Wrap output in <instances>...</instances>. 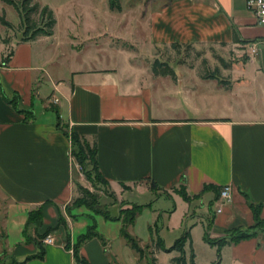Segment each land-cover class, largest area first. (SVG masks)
I'll return each mask as SVG.
<instances>
[{"label":"crops","instance_id":"crops-1","mask_svg":"<svg viewBox=\"0 0 264 264\" xmlns=\"http://www.w3.org/2000/svg\"><path fill=\"white\" fill-rule=\"evenodd\" d=\"M138 22L145 26L150 51L173 43L213 44L242 49L245 62L234 67L232 86L225 87L183 64L170 63L177 80L154 74L152 64L134 63V57L126 65H108L102 44L76 48L70 36L61 46L55 28L52 35L16 44L3 41L1 33L2 57L14 47L7 64L0 60V260L77 264L73 244L94 222L99 236L80 247L90 264H125L124 252L132 249L122 235V220L106 219L84 206L71 210L74 218L68 214L76 185L83 182L76 173L72 139L61 126L97 143L102 175L114 188L129 186L119 191L128 206L139 204L137 194L155 192L149 187L153 181L158 196L175 203L170 216L181 200L183 220L196 218L186 226L191 236L200 224L212 240L252 226V203L261 206L264 218V46L250 51L252 42L264 40V25L247 0L152 4ZM90 38L85 42L95 37ZM4 94L17 95L19 108L32 110L34 118L26 119ZM207 184L230 185L231 201L224 202L216 188L205 190ZM179 186L186 187L191 201L173 191ZM205 204L212 208L209 221L202 212ZM38 208L42 221L27 226V239L29 212ZM134 225L128 231L138 236ZM47 231L52 243L40 239ZM68 234L71 248L65 245ZM226 249L231 264H264V233L224 246L222 255Z\"/></svg>","mask_w":264,"mask_h":264},{"label":"rangeland","instance_id":"rangeland-1","mask_svg":"<svg viewBox=\"0 0 264 264\" xmlns=\"http://www.w3.org/2000/svg\"><path fill=\"white\" fill-rule=\"evenodd\" d=\"M173 0H121L122 9L111 10L108 0H33V3H38L40 6L48 5L55 14L57 23L55 25L56 38L61 46H65V43L70 38H74L70 42L74 44V47H83L86 44H102L105 51L104 61L106 64H118L126 65V62L130 57L133 58V62L148 66L153 64L156 58L169 61L171 64L179 65L183 64L187 68L194 69L196 76H203L208 72H213L218 68L220 75L227 82L222 83L219 80L218 84L225 87L232 86L233 73L235 66H240L245 62L246 53L239 51L237 48L224 47L221 45L213 44H184L176 49L171 46H162L154 51H150V47L145 43L146 29L144 25L137 24L139 20L145 18L147 10L152 4H167ZM0 15H4L5 18L12 23L11 27H7L0 22V34L4 37L3 41L11 39L12 43L16 44L21 41L24 36V25L22 18L18 11L11 5L0 0ZM33 19L40 25L39 14H33ZM143 21V20H142ZM139 23V22H138ZM144 24V23H142ZM95 37L94 40L85 39ZM135 38L136 40H132ZM91 39V38H90ZM3 41L0 40V60L4 51ZM10 41V42H11ZM121 47L126 50H118L112 47ZM14 46L11 45L8 48L7 56L10 54ZM89 48L88 50H91ZM152 53V55H151ZM157 55L156 57L154 56ZM5 56L2 57V61L5 60ZM177 80V78L175 79ZM52 102V108H56ZM244 107V106H243ZM255 107V105L253 106ZM51 115L56 116L55 110H50ZM78 166L76 173L82 178V182L76 185V198L88 197L87 192L94 195V199L91 201L92 205L97 209L104 212H108L110 215H118L121 208H126L128 204L120 195V190L129 188V186H117L113 187L111 183L105 184L97 182L96 185L90 182L82 173V167L77 162ZM90 168V166H87ZM131 187V186H130ZM153 191H146L143 194H137L135 201L139 204H150L151 206L145 207L138 215L136 223L134 225V234L131 235L135 238L140 253H136L132 249L128 248L124 252L125 264H153V258L156 251H159L156 255L157 259L154 264H177L173 258L179 256L180 253L177 250H164L154 249L153 244L150 243L152 236L150 233V226H153L154 237L156 235V227H158V233L163 239L167 249H169L177 238H179L186 226H190L196 218H188L183 220V213L185 206L181 200H178V208L173 216L169 215L168 210H172L175 207L173 200L158 196L159 190L152 188ZM86 191V193L84 192ZM175 192H181L182 187L174 188ZM74 199V200H75ZM73 202V201H72ZM4 199L0 193V219L3 216ZM132 205V204H131ZM87 210H91L88 206L82 205ZM78 208V207H74ZM73 208V209H74ZM194 209V207H193ZM204 213L207 214L208 221L212 217V208L208 204H205L202 208ZM161 212L162 215H159ZM200 212V211H199ZM193 213L190 212V215ZM206 224V223H205ZM128 230V229H127ZM205 227L199 225L193 229L192 232V247L196 254V264H231L229 249L224 251L223 255L219 256L217 248L210 244L205 238ZM142 238L146 243L141 241ZM212 239V237H211ZM187 263L191 264L190 260V243H187ZM136 256V257H135ZM223 256V260H222Z\"/></svg>","mask_w":264,"mask_h":264},{"label":"trees","instance_id":"trees-1","mask_svg":"<svg viewBox=\"0 0 264 264\" xmlns=\"http://www.w3.org/2000/svg\"><path fill=\"white\" fill-rule=\"evenodd\" d=\"M5 3L13 6L18 13L20 14L22 18V22L24 25V36L21 38V41H28L35 39L36 37L40 35H52L54 34V28L56 25V17L54 14V11L48 6H40L38 3H33V0H2ZM109 1V7L111 10H121L122 9V4L121 0H108ZM33 14H39L40 16V22L41 24L39 25L36 20L33 19L32 15ZM0 22L7 26L11 27L12 23L9 22L4 15H0ZM184 44L180 43H173L171 47L174 49L182 46ZM10 55H8L4 61L5 64L10 59ZM153 72L156 75H170L172 76L173 79H176L177 74L173 67L171 66L169 61L166 60H161L160 58H156L152 64ZM203 78H212V79H217L222 83L227 82L225 79L222 78V76L219 73L218 68L215 69L213 72H208L206 73ZM5 98L12 104L20 113L25 114L26 119H33L34 118V113L32 110H23L20 109L18 106V96L14 95L13 98H8L4 94ZM57 110V109H56ZM58 112V110H57ZM61 126V124L59 123ZM62 129L65 131V133L71 137L72 139V155L75 158V160L81 165L82 167V173L85 175V177L92 183L96 185L97 182H102L105 184H109V180H107L101 173L99 169V164H98V159H97V143L94 142L91 144L86 138L82 137L78 132L74 130H69L68 128H65V126H61ZM87 166H90L88 168ZM152 188L159 189L158 185L153 181L151 183ZM182 191L179 192L181 196L184 198L186 201H191L192 197L188 194L187 189L185 186H181ZM210 188H216V190L219 192L220 195V190L221 188L218 186H212L207 184L204 189H210ZM86 193V191L84 190ZM87 196H90V198L86 197H80L76 198L73 202L67 205L66 210L68 214L71 217H75L74 214H71V210L74 207H80L82 205L88 206L90 209L93 210V212L97 214H102L106 219L110 220H122L124 223V227L122 229V235L124 238L127 240V243L130 245L132 249H134L136 252L140 253L137 243L135 241V238L129 233L128 226L135 224V221L138 217V215L142 212V210L145 207L151 206L150 204H137L134 203L130 206H127L126 208H121V211L118 215H110L108 212H104L100 209H97L95 206L92 205L91 201L94 199V195L90 193ZM199 196H195L194 198H197ZM251 207L254 212V218H255V223L247 228H239L235 230H231L228 232L227 236L221 237L216 240H212L207 233H205L204 238L213 246H217V252L219 256L221 255V250L224 246L228 244H233L237 243L241 240L248 239V238H253V237H258L261 233H264V218L261 217V206L260 205H255L251 204ZM43 214H42V209L38 208L36 210H31L29 212L28 216V222L26 225V238L29 239V235L27 233V226L34 224V223H39L42 221ZM60 224L65 225L66 224V218L65 216L61 215L59 219ZM156 227V235L157 238L154 237V230L153 226H150V233L152 236L151 243L153 244L154 249H164L168 251L172 250H177L180 255L176 256L173 258V260L177 264H188L187 263V251H186V244L189 242L190 243V260L191 264H196L195 263V253L194 249L192 247V236L190 232V228H186L183 232V234L176 239L174 244L167 249L163 239L160 237L158 233V227L155 224ZM51 230V229H50ZM49 231V230H48ZM48 231L44 234H41L40 239L45 238L48 234ZM99 236V233L96 229V223L94 222L87 230L86 233L81 234L77 241L73 244V249H74V257L75 261L77 264H90L87 259H85L81 254H80V247L85 243L87 240ZM42 241H39L40 244V252L38 253V256H42L45 253L44 247L42 245ZM66 247L71 248V240H70V235L68 234L66 242H65ZM156 257L153 258V264L156 261ZM14 263V261L10 260L9 262L6 263L5 259L0 260V264H11ZM219 264V261L216 263Z\"/></svg>","mask_w":264,"mask_h":264},{"label":"built area","instance_id":"built-area-1","mask_svg":"<svg viewBox=\"0 0 264 264\" xmlns=\"http://www.w3.org/2000/svg\"><path fill=\"white\" fill-rule=\"evenodd\" d=\"M247 6L252 10L256 16L257 22L264 25V0H247ZM264 46V40L252 42L250 44V51L256 53L260 47ZM57 100V99H56ZM232 196V188L230 185H225L220 190V198L224 202H230ZM53 238L46 236L43 238V243H52Z\"/></svg>","mask_w":264,"mask_h":264}]
</instances>
